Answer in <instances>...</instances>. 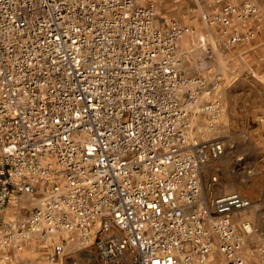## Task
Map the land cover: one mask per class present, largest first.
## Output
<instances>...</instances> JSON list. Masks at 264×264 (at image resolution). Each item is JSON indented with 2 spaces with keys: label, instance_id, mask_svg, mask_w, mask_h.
<instances>
[{
  "label": "built area",
  "instance_id": "obj_1",
  "mask_svg": "<svg viewBox=\"0 0 264 264\" xmlns=\"http://www.w3.org/2000/svg\"><path fill=\"white\" fill-rule=\"evenodd\" d=\"M215 3L202 17L230 43L254 37L229 26L234 15L261 21L255 2ZM188 29L145 0H0V263L33 235L65 232L97 264L204 262L213 251L245 264L232 214L252 201L203 178L232 144L187 133L192 110L219 114L203 99L214 84L180 71ZM13 192L39 194L21 223L2 220Z\"/></svg>",
  "mask_w": 264,
  "mask_h": 264
},
{
  "label": "rangeland",
  "instance_id": "obj_2",
  "mask_svg": "<svg viewBox=\"0 0 264 264\" xmlns=\"http://www.w3.org/2000/svg\"><path fill=\"white\" fill-rule=\"evenodd\" d=\"M145 1L155 5L158 17L176 19L189 28L177 42L176 56L182 64V74L198 75L214 84L203 99L212 101L219 114L211 116L192 110L187 133L191 141L216 137L226 145L232 144L222 156L208 163L211 166L205 169L203 178L208 183L215 174L222 181L223 192L237 190L252 201V206L244 210L247 220L240 221L237 228L243 240L245 264H257L264 245V0H225L236 5L253 1L261 10V21L248 18L243 22L235 15L230 18L229 29L236 26L241 32H255L250 41L233 43L212 17H202L204 13L212 16L218 9L215 0ZM191 127L195 128L193 133ZM220 186L217 184L218 190ZM38 203V193L13 192L2 220L21 223ZM6 253L8 264H64L69 260L97 264L93 246L81 244L75 233L57 232L46 241L33 235L23 241L20 250L10 248ZM177 264H226V260L213 251L204 262L192 258Z\"/></svg>",
  "mask_w": 264,
  "mask_h": 264
},
{
  "label": "crops",
  "instance_id": "obj_3",
  "mask_svg": "<svg viewBox=\"0 0 264 264\" xmlns=\"http://www.w3.org/2000/svg\"><path fill=\"white\" fill-rule=\"evenodd\" d=\"M209 166H211L210 164H207V166H206V168L207 167H209ZM205 168V169H206ZM217 184H220L221 186H220V189L218 190V188H217ZM216 190L218 191V192H223V191H225V190H223L224 189V186H223V184H222V181H218L217 183H216ZM244 210H247V209H244ZM244 210H241V211H238V212H234L233 214H232V218H233V221L235 222V224H236V226H240V221H245V220H247V218H246V213H247V211H244ZM236 215V220L234 219V216ZM6 251L7 250H3L2 252H5L6 253ZM10 262V259L8 258L7 260H5V262H1L0 264H8Z\"/></svg>",
  "mask_w": 264,
  "mask_h": 264
},
{
  "label": "bare ground",
  "instance_id": "obj_4",
  "mask_svg": "<svg viewBox=\"0 0 264 264\" xmlns=\"http://www.w3.org/2000/svg\"><path fill=\"white\" fill-rule=\"evenodd\" d=\"M200 38H201V37H200ZM200 45H201V44H198L197 46L200 47ZM181 65H182V64H181ZM181 65H180V62H179V67H180ZM196 127H197V126H196ZM206 128H207V127H206ZM190 129H191V130H190L191 133H193V131H195V130H194V129H195L194 127H191ZM212 129H213V127H212ZM196 131H198V129H196ZM189 134H190V133H189ZM246 230H247V229H246Z\"/></svg>",
  "mask_w": 264,
  "mask_h": 264
}]
</instances>
